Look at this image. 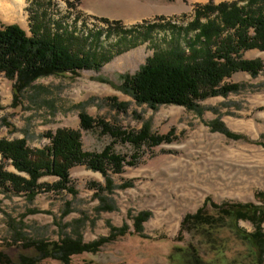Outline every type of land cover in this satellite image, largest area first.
Instances as JSON below:
<instances>
[{
    "label": "rangeland",
    "instance_id": "1",
    "mask_svg": "<svg viewBox=\"0 0 264 264\" xmlns=\"http://www.w3.org/2000/svg\"><path fill=\"white\" fill-rule=\"evenodd\" d=\"M232 1L239 0H22L20 18L9 20L0 13V26L17 24L29 35V17L37 8L51 29L81 37L100 32V48L108 49L146 25L185 26L196 6ZM168 37V29L157 28L147 42L138 40L114 54L98 71L41 77L17 91L15 81L0 74V140H23L40 149L50 145L48 136L57 130H75L84 151L100 153L111 146L125 161L119 173L109 168L105 177L84 165L70 169L68 186L76 194L42 190L29 201L0 192V245L9 256H36L17 244L9 246L13 233L7 224L15 221L26 239L70 238L84 244L104 239L96 251L71 256L69 264H194V255L201 264L248 263L247 246L234 232L250 233V224L227 221L209 229L181 223L201 208L215 215L211 205L257 204L256 193L264 192V68L256 75L234 73L223 82L235 84L236 91L197 101L194 107L152 109L123 90V78L165 48ZM242 58L264 64V51H245ZM80 114L113 131L146 129L150 135H167L169 142L151 146L146 141L135 148L106 134L98 123L81 130ZM4 165L19 174L8 162ZM56 181L51 176L39 180ZM261 227L264 231V222ZM39 264L62 263L45 259Z\"/></svg>",
    "mask_w": 264,
    "mask_h": 264
},
{
    "label": "trees",
    "instance_id": "2",
    "mask_svg": "<svg viewBox=\"0 0 264 264\" xmlns=\"http://www.w3.org/2000/svg\"><path fill=\"white\" fill-rule=\"evenodd\" d=\"M49 26L45 13L37 8L29 17V35L17 24L0 26V74L15 81L14 90H21L41 77L65 73L76 75L83 70L98 71L114 54L140 44L138 40L147 42L157 28L169 30L168 39H164L165 48L156 50L138 72L124 77L122 83L123 90L137 103L152 109L160 105L194 107L197 101L236 91L235 84L225 85L223 82L234 73L256 75L264 68L260 60L242 58L245 51H264V0L198 5L191 21L185 26L171 23L146 25L135 32V37L122 39L114 48L108 49L100 48V32L81 37L74 31L58 27L53 30ZM79 118L81 130H91L98 123L106 134L135 148L146 141L151 146L169 142L167 135H150L146 129L138 134H126L110 130L101 120L95 122L86 114H80ZM48 138L50 145L40 149H31L23 140H0L2 194L23 195L29 201L42 190H65L76 194L68 186L69 171L73 167L84 165L105 177L109 168L119 173L125 163L123 157L111 151V146L100 153L84 151L80 132L75 130H57ZM5 162L19 174L6 171ZM46 176L57 181L53 184L40 183L39 180ZM255 200L257 204L211 205L215 215H209L205 208H201L195 214L186 216L181 226L205 225L216 229L227 221L246 222L253 227L252 232L237 228L234 233L247 246V264H264V231L261 227L264 222V192L256 193ZM141 222L143 220L138 222V226ZM19 224L15 221L7 224L13 233L9 246L17 244L23 250H32L36 256L17 254L14 258L0 245V264H39L45 259L69 264L71 256L96 251L100 244L105 243L104 239L93 244L70 238L58 241L26 239L18 233ZM136 229L141 231L140 227ZM119 232L124 233V229ZM193 262L201 264L198 255H194Z\"/></svg>",
    "mask_w": 264,
    "mask_h": 264
},
{
    "label": "bare ground",
    "instance_id": "3",
    "mask_svg": "<svg viewBox=\"0 0 264 264\" xmlns=\"http://www.w3.org/2000/svg\"><path fill=\"white\" fill-rule=\"evenodd\" d=\"M2 1V0H1ZM22 0H11L8 2H0V13L7 19L16 20L20 18V7Z\"/></svg>",
    "mask_w": 264,
    "mask_h": 264
},
{
    "label": "crops",
    "instance_id": "4",
    "mask_svg": "<svg viewBox=\"0 0 264 264\" xmlns=\"http://www.w3.org/2000/svg\"><path fill=\"white\" fill-rule=\"evenodd\" d=\"M3 1H11V0H3Z\"/></svg>",
    "mask_w": 264,
    "mask_h": 264
}]
</instances>
